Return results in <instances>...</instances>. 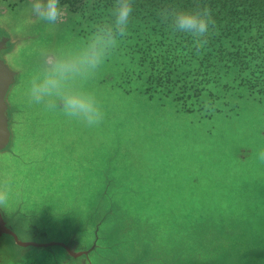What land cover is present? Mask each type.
Wrapping results in <instances>:
<instances>
[{
	"label": "rangeland",
	"instance_id": "rangeland-1",
	"mask_svg": "<svg viewBox=\"0 0 264 264\" xmlns=\"http://www.w3.org/2000/svg\"><path fill=\"white\" fill-rule=\"evenodd\" d=\"M2 1L7 7L0 4L1 20L33 37L10 58L22 68L24 82L40 63L39 48H70L85 40L112 6V0L64 4L62 21L49 28L32 20L25 4L13 7L28 0ZM107 2L106 9H95ZM134 5L121 46L77 85L96 95L103 121L90 127L31 104L26 156L34 163L18 172L5 157L10 163L0 178H10L9 190H16L17 178H30L32 185L27 179L22 191H36L55 211L47 237L73 236L85 247L97 246L91 263L264 264V95L245 85L238 89L240 66L227 68L237 50L207 48L211 34L204 47L188 46L191 37L171 32L161 16L173 8L166 0ZM209 8L216 14L215 5ZM179 64L191 77L174 75ZM136 72L160 76L163 94L152 96L145 88L155 82L135 78ZM39 126L42 134L31 137ZM79 158L86 165L77 164ZM69 211L73 219H86V228L71 232L70 220L59 216ZM33 250L39 264L67 259L58 245ZM49 257L53 262H45Z\"/></svg>",
	"mask_w": 264,
	"mask_h": 264
},
{
	"label": "clouds",
	"instance_id": "clouds-1",
	"mask_svg": "<svg viewBox=\"0 0 264 264\" xmlns=\"http://www.w3.org/2000/svg\"><path fill=\"white\" fill-rule=\"evenodd\" d=\"M28 8L38 22L49 28L56 27L65 14L63 0H28ZM134 12V0H112L108 19L96 22L85 40L70 48H39L40 63L23 88L27 102L49 111L60 110L90 127L101 123L102 104L93 92L77 85L93 77L121 46ZM161 16L174 34L191 37L200 48L208 43L214 19L206 6L166 8Z\"/></svg>",
	"mask_w": 264,
	"mask_h": 264
},
{
	"label": "crops",
	"instance_id": "crops-1",
	"mask_svg": "<svg viewBox=\"0 0 264 264\" xmlns=\"http://www.w3.org/2000/svg\"><path fill=\"white\" fill-rule=\"evenodd\" d=\"M1 3L3 6L5 5L2 0H0ZM22 4L28 6V2H20L13 7H19ZM2 10L5 8H0V17L3 16ZM30 18L34 20L31 13ZM13 28L14 26L11 28L0 18V86L3 87L0 95L2 110L0 117L4 119L6 128L5 136L0 138V173L6 162L10 163V161H6L5 157L14 160L9 166L15 164L18 167V172L22 167L34 163L32 157L26 156L29 152V148L26 147V129L32 107L23 93L24 72L19 64H10L11 56L33 37ZM35 121L40 124V118H35ZM57 121L64 120L58 119ZM40 134L42 133L39 126L31 137H38ZM33 145L36 146V143L33 142ZM38 147L39 145L37 149ZM67 151L68 148L65 146L62 151L64 160H66V156H69ZM76 162L80 166L86 165V160L83 158L77 159ZM9 179L0 178V189H5L2 192L6 194L0 195V264H39L38 252L29 250L50 248L55 245L61 246L67 255L65 263L59 264H97L90 262V255L97 246L85 247L73 236H68L63 240H53L51 237H47L50 235V227L55 217L53 207L40 201L36 191H22V184L27 182V179H29L27 183L32 185L30 178H23L24 180L17 178L16 190L8 189L9 184H12ZM1 181L8 183V186H1ZM24 194L28 196H24ZM73 215L74 213L69 211L63 212L59 216L63 220H70L68 228L71 232L86 228L87 220L85 219L84 223L82 218L73 219ZM96 237L98 240L97 233ZM46 261L53 262V257L47 258Z\"/></svg>",
	"mask_w": 264,
	"mask_h": 264
},
{
	"label": "trees",
	"instance_id": "trees-1",
	"mask_svg": "<svg viewBox=\"0 0 264 264\" xmlns=\"http://www.w3.org/2000/svg\"><path fill=\"white\" fill-rule=\"evenodd\" d=\"M166 0L173 8H194L199 6H206L207 8L216 6V14H213L214 21L209 35L212 36V44H209L207 48H231L237 50L238 54H233L230 59L234 61L227 66L232 70L234 66L239 65L240 70L236 78H240L241 82L237 85H245L250 92H256L264 95V0ZM64 4L70 7H77L83 3V0H63ZM107 4L97 3L95 9L104 10L108 6ZM234 5V8L233 6ZM137 5H134L136 8ZM210 9V8H209ZM140 10V9H139ZM145 11V9L143 10ZM132 31V30H130ZM193 45L192 43H188ZM242 53V54H241ZM184 64L186 62H180ZM150 62L142 61L141 65H149ZM181 64L173 67L174 75L181 77V80L191 77V75L182 70L184 66ZM236 64V65H234ZM151 66V65H150ZM152 68V67H151ZM146 72L144 71V74ZM142 73H137L135 78L143 79L145 81H154L153 87H146V91H150L152 96L160 91L159 94H163V91L158 88L163 86L159 84L161 81L160 76H148ZM234 81H237L233 79ZM243 82V83H242ZM151 89V90H150ZM186 89H180L185 91ZM145 91V92H146ZM209 95V91L206 90ZM189 95V94H188ZM192 97V95H189Z\"/></svg>",
	"mask_w": 264,
	"mask_h": 264
},
{
	"label": "water",
	"instance_id": "water-1",
	"mask_svg": "<svg viewBox=\"0 0 264 264\" xmlns=\"http://www.w3.org/2000/svg\"><path fill=\"white\" fill-rule=\"evenodd\" d=\"M2 90H3V87L0 86V95L2 94ZM1 107H0V113H1ZM5 131H6V128H5V121L2 117H0V138L3 136H5Z\"/></svg>",
	"mask_w": 264,
	"mask_h": 264
}]
</instances>
